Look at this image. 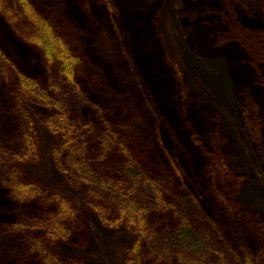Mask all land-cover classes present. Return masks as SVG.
Returning a JSON list of instances; mask_svg holds the SVG:
<instances>
[{
    "label": "trees",
    "instance_id": "1",
    "mask_svg": "<svg viewBox=\"0 0 264 264\" xmlns=\"http://www.w3.org/2000/svg\"><path fill=\"white\" fill-rule=\"evenodd\" d=\"M162 4L0 0V264H86L60 244L90 241L74 203L19 165L39 157L25 99L50 111L56 169L99 223L132 235L124 264H264V215L229 202L235 153L213 148L233 145L170 59ZM173 5L188 49L226 62L264 160V0ZM229 225L223 252L215 234Z\"/></svg>",
    "mask_w": 264,
    "mask_h": 264
},
{
    "label": "rangeland",
    "instance_id": "2",
    "mask_svg": "<svg viewBox=\"0 0 264 264\" xmlns=\"http://www.w3.org/2000/svg\"><path fill=\"white\" fill-rule=\"evenodd\" d=\"M162 3L157 10L156 21L165 35L168 55L177 63L178 70L184 73L187 90L192 95L196 93L200 97L196 98L195 102L206 104L213 109L214 122L219 124L225 134V143L231 142L233 145V147L230 145L231 148L222 145L213 148L214 154H223L229 150L235 153L231 162L235 173L233 178L228 180L227 187L229 202L239 209L264 215V160L253 144L246 116L241 112L233 95L227 64L220 58L203 59L191 52L178 28L173 0H162ZM230 31L231 29L228 32ZM10 79L12 83L15 82L13 75ZM25 100V106L33 121L39 157L36 162H22L19 165L25 175L38 177L43 187L54 186L71 200L89 234L90 241L86 247L75 249L60 244L61 253L68 258L75 256L82 259L86 264H124L132 235L123 225L108 227L99 223L96 213L85 201L83 188L72 187L56 169L52 150L60 142V137L52 134L44 126L50 111ZM236 173L244 175L245 178L239 179ZM198 177L202 180V175ZM238 181L239 184L236 185ZM173 184L176 185L175 181ZM219 237L222 240H219ZM247 240L242 238L243 243L248 242ZM215 241L220 251L233 248L237 242L234 227L229 225L223 228L221 234H215Z\"/></svg>",
    "mask_w": 264,
    "mask_h": 264
}]
</instances>
